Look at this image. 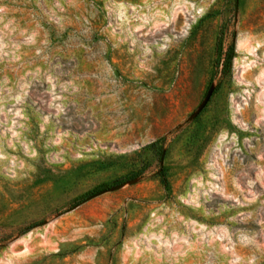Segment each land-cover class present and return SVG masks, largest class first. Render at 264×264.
I'll return each mask as SVG.
<instances>
[{"label": "rangeland", "instance_id": "1", "mask_svg": "<svg viewBox=\"0 0 264 264\" xmlns=\"http://www.w3.org/2000/svg\"><path fill=\"white\" fill-rule=\"evenodd\" d=\"M0 264H264V0H0Z\"/></svg>", "mask_w": 264, "mask_h": 264}, {"label": "trees", "instance_id": "2", "mask_svg": "<svg viewBox=\"0 0 264 264\" xmlns=\"http://www.w3.org/2000/svg\"><path fill=\"white\" fill-rule=\"evenodd\" d=\"M233 52H234V45H232L229 50L227 51V53L225 54V58H224V61H223V65L224 67H227L229 68L230 64H231V60H232V55H233ZM225 62V64H224ZM154 146L156 145L155 143L153 144ZM164 181H166V177L164 178ZM110 188H108V186H103L101 188H98L95 190V193H100V192H103V191H106ZM100 191V192H99Z\"/></svg>", "mask_w": 264, "mask_h": 264}]
</instances>
